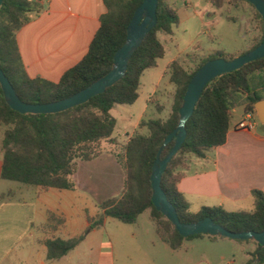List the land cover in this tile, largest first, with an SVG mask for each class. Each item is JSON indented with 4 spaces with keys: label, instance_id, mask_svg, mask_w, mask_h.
I'll return each mask as SVG.
<instances>
[{
    "label": "trees",
    "instance_id": "trees-1",
    "mask_svg": "<svg viewBox=\"0 0 264 264\" xmlns=\"http://www.w3.org/2000/svg\"><path fill=\"white\" fill-rule=\"evenodd\" d=\"M142 1L103 0L106 11L100 18L99 28L86 55L58 82L53 83L28 77L15 38L16 33L40 13L39 2L3 0L0 5V69L23 103L47 104L68 98L112 69L114 55L125 44L128 24ZM206 1L217 10L232 6L237 13H244L248 8L252 21L259 23L261 37L254 39L249 49L240 55L261 43L264 38L263 23L252 5L244 0ZM177 11L175 3L158 0L156 25L131 55L123 77L82 105L56 114H20L9 108L0 89V127L3 129L0 179L40 191L71 190L73 184L70 178L75 162L94 160L100 153L99 144L106 142L112 148H121L123 189L120 195L100 204L102 214L88 219L90 228L102 227L108 218L123 224H134L142 213L148 211L157 236L172 250H178L185 239L202 236L181 237L171 223L155 210L151 203L150 178L156 159L163 160L174 146L175 140L172 139L163 147L164 140L178 126V111L193 75L209 61L232 60L235 56L215 51L199 59L192 71H188L179 59L173 60L167 67L168 81L174 91L169 115L165 119L141 120L124 144L118 145V141L114 140L116 120L110 114L114 106L132 105L138 99L140 78L144 72L155 68L157 60L165 55L158 35H173V28L179 23ZM227 20L234 21L235 18L228 16ZM252 94L255 98L251 97ZM263 99L264 57L213 79L203 89L185 124L184 143L167 164L160 180V187L181 223L192 224L209 218L231 233L264 231V195L260 191L251 192L253 208L249 211L228 212L222 207H201L192 214L177 188L194 160L204 159L209 152L225 144L231 111L242 108L245 113L253 112L255 102ZM156 110L162 112L163 107L157 106ZM112 156L120 164L118 155ZM9 196L12 193L2 195L1 199ZM82 240L83 236L67 241H46L47 258L64 256ZM256 245L254 255L258 263L263 264L264 247Z\"/></svg>",
    "mask_w": 264,
    "mask_h": 264
},
{
    "label": "crops",
    "instance_id": "crops-1",
    "mask_svg": "<svg viewBox=\"0 0 264 264\" xmlns=\"http://www.w3.org/2000/svg\"><path fill=\"white\" fill-rule=\"evenodd\" d=\"M39 4L40 13L16 33V43L28 77L56 83L86 55L106 10L103 0H40ZM230 114L225 144L204 159L194 160L177 185L192 214L201 207L249 211L253 208L251 192L257 190L264 195V126L257 121L254 131L239 130L237 125L245 115L244 109L236 108ZM0 136L1 143L3 131ZM70 181L71 190L40 191L23 186L19 190L30 192L29 197L17 201L13 192L9 199H1L0 264H115L106 236L107 219L102 227L89 229L88 219L101 213L85 212L84 198L78 195L73 176ZM123 182L122 172V187ZM80 236L83 240L64 256L47 258L46 241ZM95 237L96 242L92 239ZM246 242L251 248L245 253L243 264H259L254 255L255 241ZM228 264L236 263L230 260Z\"/></svg>",
    "mask_w": 264,
    "mask_h": 264
},
{
    "label": "rangeland",
    "instance_id": "rangeland-1",
    "mask_svg": "<svg viewBox=\"0 0 264 264\" xmlns=\"http://www.w3.org/2000/svg\"><path fill=\"white\" fill-rule=\"evenodd\" d=\"M174 2L179 9L178 26L173 28L172 36L158 35L165 55L157 60L155 68L144 72L140 78L138 99L132 105H116L110 111L116 120L114 140L121 144L134 133L140 120L165 119L169 115L174 91L166 66L171 60L179 58L185 68L192 71L199 59L215 51L240 56L262 35L259 23L252 21L248 8L244 13H237L232 6L217 10L206 0ZM228 16L235 20L228 21ZM157 106L163 107L162 112L156 110ZM98 149L100 153L94 160L76 161L72 175L78 195L84 198L87 214H102L100 203L120 195L123 189L121 148L101 142ZM114 154L118 155L120 166L111 156ZM22 187L16 182L0 181V195L14 192V200H22L31 195L20 191ZM106 221V236L111 242L115 264H228L230 260L243 264L245 253L251 248L250 242L243 240L202 235L185 239L178 250H172L157 236L148 211L130 225L110 218ZM248 241L254 242L253 239Z\"/></svg>",
    "mask_w": 264,
    "mask_h": 264
},
{
    "label": "water",
    "instance_id": "water-1",
    "mask_svg": "<svg viewBox=\"0 0 264 264\" xmlns=\"http://www.w3.org/2000/svg\"><path fill=\"white\" fill-rule=\"evenodd\" d=\"M3 0H0V5ZM252 5L257 13L261 16L264 31V0H244ZM158 0H143L141 5L135 10L133 17L128 24L126 32L125 44L115 53L113 58L112 69L103 77L79 91L78 93L60 101L47 104H26L23 103L16 95L14 88L9 80L5 77L0 69V89L9 108L20 114L47 115L64 112L73 107L82 105L89 101L92 97L102 94L107 88L113 86L124 75L128 60L133 52L139 47L145 36L156 25V9ZM264 57V38L261 43L246 54L233 58L232 60L216 59L205 63L191 78L186 92L183 96V102L179 108V122L177 128L169 134L165 140L163 147L175 140L174 146L168 155L163 159L158 158L153 167L151 175L152 197L151 203L156 211L160 212L174 227L176 232L183 238L195 235L221 236L232 240L247 241L253 239L261 247H264V231L231 233L215 224L209 218H204L196 223L184 224L178 219V216L167 201L164 192L160 187L161 176L170 162L179 151L184 143L186 131L185 124L193 113L194 106L197 103L205 86L213 79L238 70L242 66L261 59ZM255 98V95H251ZM255 117L258 123L264 126V99L254 104ZM160 151L158 152V156Z\"/></svg>",
    "mask_w": 264,
    "mask_h": 264
},
{
    "label": "built area",
    "instance_id": "built-area-1",
    "mask_svg": "<svg viewBox=\"0 0 264 264\" xmlns=\"http://www.w3.org/2000/svg\"><path fill=\"white\" fill-rule=\"evenodd\" d=\"M39 2L40 0H36ZM257 120L255 119L254 112L245 113L243 119L238 123L237 128L239 130H246L252 132L255 130Z\"/></svg>",
    "mask_w": 264,
    "mask_h": 264
}]
</instances>
